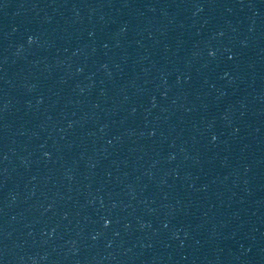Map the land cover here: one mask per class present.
Wrapping results in <instances>:
<instances>
[{
    "label": "water",
    "instance_id": "95a60500",
    "mask_svg": "<svg viewBox=\"0 0 264 264\" xmlns=\"http://www.w3.org/2000/svg\"><path fill=\"white\" fill-rule=\"evenodd\" d=\"M232 0H0V264H102Z\"/></svg>",
    "mask_w": 264,
    "mask_h": 264
}]
</instances>
